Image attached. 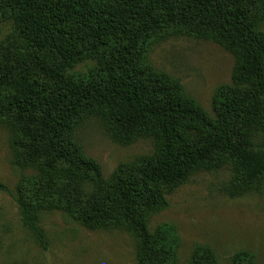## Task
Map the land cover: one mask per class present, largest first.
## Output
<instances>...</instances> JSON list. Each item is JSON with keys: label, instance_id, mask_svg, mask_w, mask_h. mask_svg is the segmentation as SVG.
<instances>
[{"label": "trees", "instance_id": "16d2710c", "mask_svg": "<svg viewBox=\"0 0 264 264\" xmlns=\"http://www.w3.org/2000/svg\"><path fill=\"white\" fill-rule=\"evenodd\" d=\"M0 19L13 25L0 40V122L11 164L33 174L15 190L0 182V192L43 251L39 213L61 211L88 230L128 233L135 264H176L175 229L148 226L169 190L197 169L224 168L229 196L263 188L264 0H0ZM181 35L217 43L235 60L213 96L215 118L150 63L157 40ZM85 59L95 65L70 71ZM93 117L116 143L152 140L153 154L104 178L76 135ZM216 259L196 244L189 264ZM254 259L241 251L231 261Z\"/></svg>", "mask_w": 264, "mask_h": 264}, {"label": "rangeland", "instance_id": "374dc122", "mask_svg": "<svg viewBox=\"0 0 264 264\" xmlns=\"http://www.w3.org/2000/svg\"><path fill=\"white\" fill-rule=\"evenodd\" d=\"M12 27L0 19V40ZM261 27L264 31V21ZM148 57L155 69L178 79L185 93L215 118L213 96L230 83L235 64L231 54L212 41L181 35L157 40ZM94 65V60L85 59L70 71L81 73ZM76 135L84 154L99 164L106 179L120 164L154 152L150 139L114 142L95 117L84 121ZM9 137L0 122V182L15 190L23 177L33 174L11 164ZM229 175L225 168L193 171L167 192L168 206L150 217L151 232L161 224L175 229L180 241L176 264H189L196 244L212 248L217 264H232V256L241 251L252 253L256 264H264V186L232 197L221 190ZM38 223L46 234L45 251L23 225L11 196L0 192V264H135L136 242L123 230H88L61 211L39 213Z\"/></svg>", "mask_w": 264, "mask_h": 264}]
</instances>
